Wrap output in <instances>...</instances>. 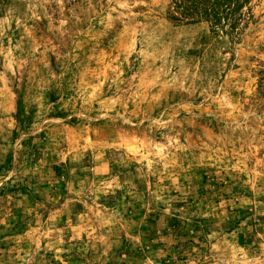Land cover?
<instances>
[{"label":"rangeland","instance_id":"374dc122","mask_svg":"<svg viewBox=\"0 0 264 264\" xmlns=\"http://www.w3.org/2000/svg\"><path fill=\"white\" fill-rule=\"evenodd\" d=\"M0 264H264V0H0Z\"/></svg>","mask_w":264,"mask_h":264}]
</instances>
